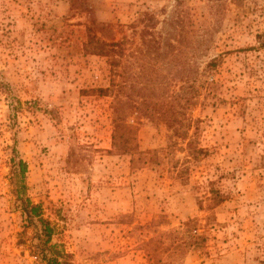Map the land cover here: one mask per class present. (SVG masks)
Masks as SVG:
<instances>
[{"label":"rangeland","instance_id":"1","mask_svg":"<svg viewBox=\"0 0 264 264\" xmlns=\"http://www.w3.org/2000/svg\"><path fill=\"white\" fill-rule=\"evenodd\" d=\"M51 252L264 264V0H0V264Z\"/></svg>","mask_w":264,"mask_h":264},{"label":"trees","instance_id":"2","mask_svg":"<svg viewBox=\"0 0 264 264\" xmlns=\"http://www.w3.org/2000/svg\"><path fill=\"white\" fill-rule=\"evenodd\" d=\"M96 51L97 53L103 54L105 56H110L111 54V49H109L108 46H105L102 44L98 46ZM124 128L126 129L124 125L117 122L116 132H120L121 135L116 136V140L117 138L118 139L123 138V140H121L120 142H117L116 146L118 147V150L121 151V153H126L131 150V146H129L130 142L128 141V139L124 138L127 133L125 132L124 134V131L122 133V130H125ZM18 168H19L18 176H19V180L21 183V186L19 187V189L21 190L22 187L25 185V177L27 174L26 163L23 160H19ZM23 202L25 201L23 200ZM25 207L27 209V215L30 220H33L34 218L39 220V223L42 226L41 232H42V237L44 238L43 240L44 246L45 248L49 247V244L51 243V239L53 235V228L51 227L50 222L43 218L40 212L39 206L29 204V205H26ZM45 252L46 251L44 250L42 253H45ZM42 257H43V260L46 261V264H67L66 260L62 261L60 254H56L55 252H51L50 256L43 254Z\"/></svg>","mask_w":264,"mask_h":264}]
</instances>
